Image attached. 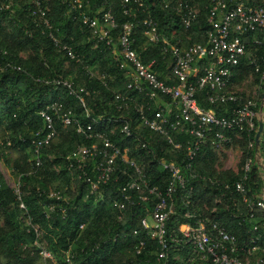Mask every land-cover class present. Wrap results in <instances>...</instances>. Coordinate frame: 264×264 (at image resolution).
Here are the masks:
<instances>
[{
    "label": "trees",
    "instance_id": "1",
    "mask_svg": "<svg viewBox=\"0 0 264 264\" xmlns=\"http://www.w3.org/2000/svg\"><path fill=\"white\" fill-rule=\"evenodd\" d=\"M36 1L45 11L54 37L61 44L70 46L78 54L80 61L76 63L69 60L52 44L47 37L48 31L39 24L38 17L31 15L35 11L31 0H0V4L5 6L0 9V157L12 174L18 177L20 201L31 224L37 225L44 232L42 238L46 242V248L55 259L50 264L153 262L150 252L153 243L145 237L139 226V219L150 211L153 199L142 203L137 197L144 194L143 191L129 192L130 200L124 211L119 212L112 206L114 200H120V196L115 195L114 191L116 186L125 181V177L114 174L113 177L117 176L118 180L100 185L98 191L101 197L96 198V195L89 194V187L78 178L76 172H69L65 168L64 158L69 151L79 145L96 144L100 148L99 140L85 139L83 135L75 133L73 125L63 126L53 117L55 135L42 147L41 165L34 174L31 173L32 148L29 141L36 130L43 128L38 112L46 105L59 103L62 110L70 111L83 127L90 123L93 131L104 133L110 142L121 149L128 148L129 158H136L149 177L151 186L162 190L170 178L167 172L158 168L157 162L173 161L180 166L184 177L188 178L187 184L193 187L192 192L187 194L188 197L198 206L205 203L208 209L214 207L213 199H221V192L210 190L200 180L189 179L188 171L181 164L185 145L179 152L172 151L160 136L139 126V120L131 112L128 117L135 133L132 138L123 136L118 124L102 121L121 116L122 113L112 105V96L114 93H125V84L129 81V77L117 67L111 54L122 26L131 24V49L140 61L144 65L150 64V70L162 82L175 84L170 73L171 57L163 54L162 41L179 48L204 44L210 0H189L198 10V15L187 29L181 25L176 13V6L181 0H128L126 3L123 0H88L86 7L85 0H81L84 9L80 11L90 17L98 19L99 11L110 10L116 22V27L109 35L112 45H106L105 40H98L97 35L81 23L79 10H72L68 5L71 0ZM246 2L249 5H264V0ZM145 18L155 22L161 41L148 42L142 25ZM35 23L38 25L35 26ZM252 39L261 43L257 55H264V39L259 33L243 37L246 49L254 47L251 45ZM88 70L93 76L87 74ZM248 76L255 83L259 82V74H255L253 68L242 58L230 80V89ZM56 77L70 80L75 86L87 90L84 100L88 115L66 90L46 83ZM204 93L205 90L197 92V101L207 108ZM240 96L242 99L248 98L242 93ZM230 106L228 104L222 108ZM216 115L225 114L222 110H217ZM253 136L254 133L251 134L252 138ZM172 138L174 143L182 144L191 140L188 135ZM138 143H144L145 149ZM7 150L15 153L16 158L9 160L5 154ZM247 155L246 151L245 156ZM216 162L213 149L209 146L201 147L191 162V173L215 176L213 166ZM216 177L227 178L230 182L237 179V175L229 172H221ZM245 187L250 195L259 193L260 184L255 168L248 173ZM49 191H58L67 200V204L48 199L46 196ZM183 195L181 191H177L174 198L180 200ZM226 198L225 193L222 200ZM234 198L239 199L237 195ZM48 207H52V210ZM215 207L216 221L234 235L238 243L245 240L247 223L230 218V205L228 212L221 205ZM60 208L65 209L64 213H61ZM180 208L178 207L179 211H182ZM119 214L120 219H117ZM172 222L177 224L185 220L178 212ZM81 224L83 228L78 230ZM133 231H136V235L132 234ZM33 239L34 234L27 229L23 211L18 208L15 195L0 174V264H39L37 249L32 246ZM139 241H143L145 247L136 254L135 246ZM259 245L264 248V238ZM65 253L69 255L67 261Z\"/></svg>",
    "mask_w": 264,
    "mask_h": 264
},
{
    "label": "built area",
    "instance_id": "2",
    "mask_svg": "<svg viewBox=\"0 0 264 264\" xmlns=\"http://www.w3.org/2000/svg\"><path fill=\"white\" fill-rule=\"evenodd\" d=\"M123 1L126 3L128 0ZM87 4L88 0H85V7ZM68 5L72 10H79L81 23L92 30L98 40H105L106 45H112L109 35L116 27V22L109 9L99 11L97 19L80 11L84 9L81 0H71ZM3 7L5 6L0 4V9ZM34 8L31 15H36L39 24L48 31V39L59 52L78 63V54L70 46L61 44L52 34L45 11L38 2L34 4ZM176 13L181 25L187 29L196 20L198 10L189 0H181L176 6ZM124 14H127L126 11ZM207 24L204 44L179 48L162 41L163 54L171 57L170 73L176 81L175 84L162 82L150 70V64L144 65L140 61L131 49V24H124L117 44L111 50L117 67L129 77L125 84V93H114L112 96V105L122 114L120 117L102 121L118 124L119 132L126 138H132L135 133L128 117L131 112L139 120V126L160 136L172 151L179 152L185 145L181 164L188 171L189 179L200 180L210 190L221 192V199H213L214 207L211 209L205 203L196 205L188 197L187 194L192 192L193 187L187 184L188 178L184 177L179 165L173 161L159 160L158 168L167 172L170 178L162 190L151 186L149 177L143 172L136 158H129L128 148L121 149L110 142L104 133L93 131L90 123L83 127L70 111L62 110L59 103L46 105L38 112L43 128L36 130L29 141L32 148V174L41 165L42 147L55 135L53 117L63 126L73 125L75 133L83 135L85 139L100 141V148L96 144L79 145L69 151L64 158L65 168L69 172H76L78 178L89 187V194L96 195V198L101 197L98 191L100 185L118 180L117 176L113 177L114 174L125 177V181L116 186L114 191L115 195L120 196V200H114L112 206L119 212L124 211L129 202V192L143 191L144 194L137 197L142 203L153 199L150 211L139 219L140 229L153 243L150 249L153 262L145 260L143 264H264V248L259 245L264 238V55H257L261 45L259 41L252 39L251 45L254 47L250 50L246 49L243 41L244 36L255 33L261 34L264 39V5H249L246 0H210ZM142 25L148 42L161 41L152 19L145 18ZM242 58L253 68L255 74H259L258 93L254 100L242 99L240 93L229 87L234 70ZM87 74L93 76L89 70ZM46 83L66 90L88 115L84 100V96L88 94L86 89L75 86L70 80L57 77ZM201 90H205L204 101L207 108L198 104L197 92ZM127 92L134 94L129 95ZM228 104L231 106L222 108ZM217 110H222L225 115L217 116ZM258 124L261 125V131L256 145L254 136ZM180 135H188L191 140L183 142L184 144L174 143L172 137ZM235 142H242L249 154L240 170L234 174L237 175L236 180L230 182L227 178H217L216 175L221 172H216L212 177L191 173V162L199 148L209 146L214 150L230 147ZM138 144L145 149L144 143ZM252 168H255L260 188L259 193L250 195L245 182L248 181V173ZM10 189L18 202V208L23 211L27 229L34 234L32 246L37 249L41 264L54 263L45 243L39 242L42 230L31 224L20 201L18 181ZM177 191L184 194L180 200L174 198ZM225 193L227 198L222 200ZM234 195L239 199L235 200ZM46 197L67 204V200L58 191H49ZM219 205L226 212L230 205V218L247 223L245 240L238 243L235 236L216 221L215 206ZM48 209L51 211L52 207ZM64 210L60 208L61 213ZM178 212L185 222H172ZM117 219H120V214ZM82 228V224L78 226V230ZM132 234L136 235V231ZM144 247V242L139 241L135 246V253L139 254ZM65 258L66 261L69 259L67 253Z\"/></svg>",
    "mask_w": 264,
    "mask_h": 264
},
{
    "label": "rangeland",
    "instance_id": "3",
    "mask_svg": "<svg viewBox=\"0 0 264 264\" xmlns=\"http://www.w3.org/2000/svg\"><path fill=\"white\" fill-rule=\"evenodd\" d=\"M31 2L35 4L37 1L31 0ZM258 86H259L258 82L255 83L253 81V78L248 76L241 83L233 86L232 90H234L237 93H242L248 98H252L254 100L258 93L257 90ZM243 145L244 144L242 142H235L230 147L215 148L213 150V153L215 154L217 162L213 166L214 171L223 172V173L229 172L231 174H236V172L240 170L244 159L247 157L245 156L246 151ZM5 154L9 160H13L16 158V154L13 153L11 150L5 151ZM0 174L2 175L3 181L9 188H12V186H14L18 181V177L12 174L11 169H9V167L5 165L2 157H0ZM43 235L44 232L42 230V233L39 238V242L41 243L44 242L46 244L45 240L42 238ZM39 264H41L40 259H39Z\"/></svg>",
    "mask_w": 264,
    "mask_h": 264
},
{
    "label": "water",
    "instance_id": "4",
    "mask_svg": "<svg viewBox=\"0 0 264 264\" xmlns=\"http://www.w3.org/2000/svg\"><path fill=\"white\" fill-rule=\"evenodd\" d=\"M262 96H264V85H263V88H262ZM260 131H261V125L258 124L257 131H256L255 136H254V142H255L256 145L258 143V137H259Z\"/></svg>",
    "mask_w": 264,
    "mask_h": 264
}]
</instances>
